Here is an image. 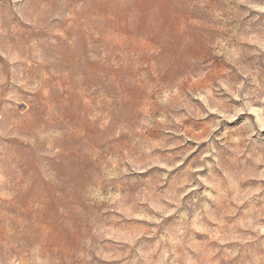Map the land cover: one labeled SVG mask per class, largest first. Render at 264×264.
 Here are the masks:
<instances>
[{
  "label": "rangeland",
  "instance_id": "1",
  "mask_svg": "<svg viewBox=\"0 0 264 264\" xmlns=\"http://www.w3.org/2000/svg\"><path fill=\"white\" fill-rule=\"evenodd\" d=\"M0 264H264V0H0Z\"/></svg>",
  "mask_w": 264,
  "mask_h": 264
}]
</instances>
